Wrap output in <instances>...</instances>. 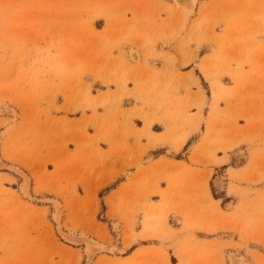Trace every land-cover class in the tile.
Here are the masks:
<instances>
[{
    "label": "rangeland",
    "instance_id": "rangeland-1",
    "mask_svg": "<svg viewBox=\"0 0 264 264\" xmlns=\"http://www.w3.org/2000/svg\"><path fill=\"white\" fill-rule=\"evenodd\" d=\"M1 108L2 159L113 249L91 264H264V0H0ZM226 161L231 200L205 171ZM21 184L0 169V264H88Z\"/></svg>",
    "mask_w": 264,
    "mask_h": 264
},
{
    "label": "crops",
    "instance_id": "crops-1",
    "mask_svg": "<svg viewBox=\"0 0 264 264\" xmlns=\"http://www.w3.org/2000/svg\"><path fill=\"white\" fill-rule=\"evenodd\" d=\"M175 46L173 47L172 46V49L171 50H169V51H166V50H164L165 52H170L172 55H174L175 57H176V59H177V63H180V65L182 66V63H181V59H180V57L179 56H177L176 54H175ZM158 51H160V50H158ZM193 61H191V62H189L186 66H188L190 63H192ZM150 65L151 66H153V67H155L157 70H160V71H162V73H164V71L167 69V66H166V64L164 63V61L163 60H151V62H150ZM186 66H182V67H186ZM185 74H192L189 70L188 71H186L185 73H184V75ZM107 88V87H106ZM110 90L111 91H115V87H112V88H110ZM102 92H106V91H108V88H107V90H101ZM194 91V90H193ZM138 106V105H137ZM152 106H154V105H152ZM156 107V108H155ZM154 107V109L156 110V109H158L157 108V106H155ZM163 107V106H162ZM159 111V110H158ZM159 113H160V111H159ZM197 113V111H196V109H195V112L193 113V114H196ZM164 124V130L163 131H161V132H158V133H156V132H153L152 130H151V132L152 133H154V134H157V135H160V134H165V133H167L168 131H169V129H168V126H167V124L166 123H163ZM144 125V124H143ZM152 127V126H151ZM143 128H144V126H143ZM142 128V129H143ZM200 142V141H199ZM200 144V143H199ZM110 146H111V144L109 143V147H107V148H102L103 149V151H111V148H110ZM162 146V145H161ZM172 150L174 151V152H176L173 148H172ZM195 150V144H194V146H193V148H192V152ZM176 153H178V152H176ZM191 153V152H190ZM190 153H188V157H189V154ZM130 155V154H129ZM223 154H221V155H219V157H217L218 159H222L223 157ZM124 157V156H123ZM156 160V159H155ZM228 161H229V159H228ZM228 161H226L224 164H222V165H219V166H208L207 168H205V171H208L209 172V178H210V182H212V183H210L209 184V192H210V195L212 196V192H211V190H210V187H212L213 188V190L215 191V193H223V195H224V198H227V199H230L231 200V198H234L232 195H230V193H229V191H228V188H229V186L232 184V183H227L226 181L224 182L223 180H221V177L219 178L218 176L217 177H215V175H217L218 174V172H220L221 171V168H223L224 166H227V163H228ZM129 163H130V165H132V166H134L135 168H132V167H127L126 168V166H127V163H125L124 164V168H123V166H121V163L119 162V161H117L114 165H110V167L109 168H111L112 169V171L113 172H115V171H121V170H123L124 169V171H125V173L123 174V173H119V174H115L111 179H105V180H100V183H103L102 185L103 186H101L99 189H102V188H104V187H107V186H111V188L109 189V191H108V196H110V195H112V194H115V193H117L119 190H120V188L123 186V185H126L127 183H129V182H131V180L133 179V176L139 171V169L140 168H144L145 166L144 165H140L139 167L138 166H136L135 164H132V160L131 161H129ZM192 168H194V169H199V170H202L200 167L198 168V167H194V166H192V165H190ZM242 167H240V169H241ZM229 169H233V170H236V171H238V170H240L239 168H226L225 169V171L226 172H228V170ZM242 170V169H241ZM127 172L128 173H130V176L128 177L127 176ZM126 177V178H125ZM118 178H122L116 185L114 184V183H116V180L118 179ZM215 180H218L220 183H219V187H215L214 186V181ZM229 184V185H228ZM115 185V186H114ZM228 185V186H227ZM206 194V193H205ZM206 196H208V194L207 195H205V197ZM213 197V196H212ZM216 200V199H215ZM216 201H221V200H216ZM219 206H220V203H219ZM179 223H181V227H182V222L181 221H179ZM181 227H179V229H178V231L181 229ZM222 234V233H221ZM199 235H201V236H199ZM219 235V234H218ZM177 235H175V237H176ZM185 235L183 234V236L180 238V240L184 237ZM199 239H206V240H208V241H218L217 239H212V240H209L208 238H204V237H207L208 235H203L202 233H200V234H197L196 235ZM209 236H211V235H209ZM201 237V238H200ZM174 240H175V238H174ZM173 240V241H174ZM135 244L137 245V246H135ZM134 245H132L131 247H129L128 249H125L124 250V252H126V251H128L129 249H132V250H130V253L124 258V259H130L133 255H134V253L138 250V249H140V248H145V247H150V246H156L157 247V245L156 244H154V243H149L148 241H146V242H142V241H140V242H137V243H135ZM122 248V247H121ZM169 253L172 255V252H170L169 251ZM171 258V257H170ZM177 258V257H176ZM170 260V259H169ZM177 260H178V258H177ZM179 261V260H178ZM171 262V261H170ZM171 264H177L176 262L175 263H171Z\"/></svg>",
    "mask_w": 264,
    "mask_h": 264
},
{
    "label": "bare ground",
    "instance_id": "bare-ground-1",
    "mask_svg": "<svg viewBox=\"0 0 264 264\" xmlns=\"http://www.w3.org/2000/svg\"><path fill=\"white\" fill-rule=\"evenodd\" d=\"M137 55H135V58L139 59ZM136 62H138V61H136ZM0 114H8V115L14 116L15 111L12 109L1 108ZM2 136H3V134L0 135V142H1ZM0 169L15 171L20 176L21 182H22L21 192L24 194V196L26 198L32 199L33 201L37 200L39 202L52 203L53 204L54 213L52 216H53L54 222L56 223V225L58 227V229L57 228L56 229L59 230L58 232L61 233V237L67 243H70V244H73L76 246H84L85 247L86 260H87L88 264H91L99 253H101L103 251H109V252L113 251L112 248L104 246L101 242L97 241L96 239H94L91 236H88L84 233H75V232L64 231L62 226H61V218L63 215V206L61 205V203H59L58 201H56L54 199L48 198V197L38 199L35 196H33L31 177L24 170L17 168L15 166L5 162L1 157V153H0ZM240 230L241 229H239L237 231H240ZM243 230H241V231H243ZM119 231H120V228L118 226H115V232H119ZM102 234L101 233L99 234V236H101V238L104 237V236H102ZM229 259H231L230 260L231 264H242V260H243V258H241L242 259L241 260L237 257V255H234L233 253L231 254V258H229Z\"/></svg>",
    "mask_w": 264,
    "mask_h": 264
}]
</instances>
